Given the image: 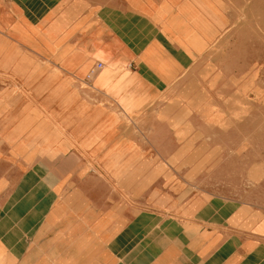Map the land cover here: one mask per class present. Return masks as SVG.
<instances>
[{
    "label": "crops",
    "instance_id": "1",
    "mask_svg": "<svg viewBox=\"0 0 264 264\" xmlns=\"http://www.w3.org/2000/svg\"><path fill=\"white\" fill-rule=\"evenodd\" d=\"M232 21L224 0H0V203L26 152H75L96 168L77 219L45 209L46 242L19 258L0 231V264H264V207L194 190L162 165L183 157L138 154L126 122L160 114L150 104L189 79ZM172 110L196 123L197 110ZM179 139L168 146L191 143Z\"/></svg>",
    "mask_w": 264,
    "mask_h": 264
},
{
    "label": "rangeland",
    "instance_id": "2",
    "mask_svg": "<svg viewBox=\"0 0 264 264\" xmlns=\"http://www.w3.org/2000/svg\"><path fill=\"white\" fill-rule=\"evenodd\" d=\"M224 1L233 21L221 42L196 64L189 79L150 104L149 110L160 114L128 118L127 128L140 143L138 154L182 156L184 161L162 165L184 172L194 190L211 189L264 207V0ZM168 107L197 110L196 123L189 127V115L179 121L182 115L168 114ZM209 117L218 120L209 125ZM172 138L191 143L168 146ZM45 140L39 139L42 144ZM14 141L8 140L16 145ZM120 151L116 156L123 155ZM78 154L26 152L21 165H9L0 231L19 258L23 246L46 242L54 231L45 225V209L52 206L62 221L78 218L71 209L81 208L83 180L96 174ZM127 169L120 166L118 172ZM50 194L52 200L47 199ZM4 259L0 248V262Z\"/></svg>",
    "mask_w": 264,
    "mask_h": 264
},
{
    "label": "built area",
    "instance_id": "3",
    "mask_svg": "<svg viewBox=\"0 0 264 264\" xmlns=\"http://www.w3.org/2000/svg\"><path fill=\"white\" fill-rule=\"evenodd\" d=\"M99 66L101 67L102 66V63H99Z\"/></svg>",
    "mask_w": 264,
    "mask_h": 264
}]
</instances>
